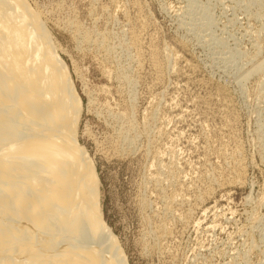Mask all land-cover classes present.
Listing matches in <instances>:
<instances>
[{"label":"rangeland","instance_id":"rangeland-1","mask_svg":"<svg viewBox=\"0 0 264 264\" xmlns=\"http://www.w3.org/2000/svg\"><path fill=\"white\" fill-rule=\"evenodd\" d=\"M22 3L79 99L125 264H263L264 0Z\"/></svg>","mask_w":264,"mask_h":264},{"label":"bare ground","instance_id":"bare-ground-1","mask_svg":"<svg viewBox=\"0 0 264 264\" xmlns=\"http://www.w3.org/2000/svg\"><path fill=\"white\" fill-rule=\"evenodd\" d=\"M39 16L0 0V264H125L76 142L79 99Z\"/></svg>","mask_w":264,"mask_h":264}]
</instances>
